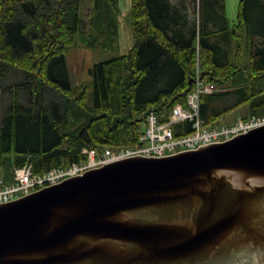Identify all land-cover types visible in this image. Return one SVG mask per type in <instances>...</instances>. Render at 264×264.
I'll list each match as a JSON object with an SVG mask.
<instances>
[{"label":"trees","instance_id":"trees-1","mask_svg":"<svg viewBox=\"0 0 264 264\" xmlns=\"http://www.w3.org/2000/svg\"><path fill=\"white\" fill-rule=\"evenodd\" d=\"M118 5L0 0V169L7 183L26 162L44 172L79 160L85 146H135L145 115L165 121L174 104L186 103L198 60L206 81L220 86L201 98L207 124L244 103L250 114L264 113V0H241L234 26L226 0H132L133 46L95 63L89 96L72 97L67 48L77 36L88 47L111 46ZM241 29L249 72L241 51L233 56ZM191 128L187 122L175 131Z\"/></svg>","mask_w":264,"mask_h":264},{"label":"water","instance_id":"water-1","mask_svg":"<svg viewBox=\"0 0 264 264\" xmlns=\"http://www.w3.org/2000/svg\"><path fill=\"white\" fill-rule=\"evenodd\" d=\"M26 195L0 199V264H264V123Z\"/></svg>","mask_w":264,"mask_h":264},{"label":"built area","instance_id":"built-area-1","mask_svg":"<svg viewBox=\"0 0 264 264\" xmlns=\"http://www.w3.org/2000/svg\"><path fill=\"white\" fill-rule=\"evenodd\" d=\"M216 88L215 84L205 82L198 66L194 75V87L187 95V104L174 105L166 122H161L154 113L145 117L144 129L139 135L136 146L104 150L84 147L81 151L82 158L79 160L44 172H35L32 163L27 162L15 168L14 177L10 183H4L0 177V199L19 198L36 189L60 183L118 159L138 155L161 157L226 141L264 123L263 114L249 119H239L232 123L206 125L200 112L201 97L203 94L214 92ZM184 121L191 122L192 131L175 135L173 126Z\"/></svg>","mask_w":264,"mask_h":264},{"label":"rangeland","instance_id":"rangeland-1","mask_svg":"<svg viewBox=\"0 0 264 264\" xmlns=\"http://www.w3.org/2000/svg\"><path fill=\"white\" fill-rule=\"evenodd\" d=\"M240 1L241 0H226V13L231 26H234L238 21ZM118 6L119 10L117 9L116 11L118 33L112 40L109 41L111 46L109 45V43V46H104L99 43L96 47H88L77 36L74 39L73 44L67 48V64L70 70L72 84L74 88V94L72 95V97L81 96L84 90L86 91L87 96H89V93L91 92L90 80L92 79L90 69L95 63L105 59H109L116 55L125 54L133 46L135 38L132 31V0H119ZM88 9L89 5L85 6L83 12L86 13ZM85 20L86 22H88L87 18H85ZM85 28L86 30H89V26ZM240 34L241 39L243 40V44H240V39L233 42V56L236 57L237 54L241 51V63L245 68L244 71L249 72L247 69V67L250 65L248 36L245 33L244 29H241ZM102 40L104 41V39ZM229 85H231V83L227 86ZM218 88L220 89V86H218ZM249 116H251L252 118L257 117L256 115L250 114L248 104L244 103L235 110L230 111L228 114L220 117L219 121L232 123L242 118H248ZM12 170L14 171L15 168ZM12 179L13 176L11 177V180Z\"/></svg>","mask_w":264,"mask_h":264},{"label":"bare ground","instance_id":"bare-ground-1","mask_svg":"<svg viewBox=\"0 0 264 264\" xmlns=\"http://www.w3.org/2000/svg\"><path fill=\"white\" fill-rule=\"evenodd\" d=\"M150 113H154L156 116H158L154 111H151ZM150 113H149V114H150ZM149 114H148V115H149ZM148 115H147V116H148ZM97 168H98V167H97ZM88 171H89V170H88ZM73 177H74V176H73ZM70 178H71V177H70Z\"/></svg>","mask_w":264,"mask_h":264}]
</instances>
